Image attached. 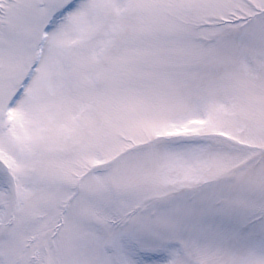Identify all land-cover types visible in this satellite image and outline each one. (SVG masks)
Instances as JSON below:
<instances>
[{
	"label": "snow or ice",
	"instance_id": "1",
	"mask_svg": "<svg viewBox=\"0 0 264 264\" xmlns=\"http://www.w3.org/2000/svg\"><path fill=\"white\" fill-rule=\"evenodd\" d=\"M0 264H264V0H0Z\"/></svg>",
	"mask_w": 264,
	"mask_h": 264
}]
</instances>
